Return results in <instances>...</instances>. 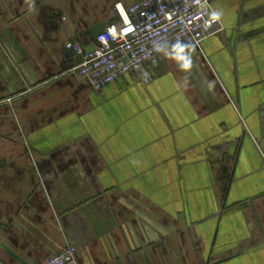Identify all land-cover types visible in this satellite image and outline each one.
<instances>
[{
    "label": "crops",
    "instance_id": "obj_1",
    "mask_svg": "<svg viewBox=\"0 0 264 264\" xmlns=\"http://www.w3.org/2000/svg\"><path fill=\"white\" fill-rule=\"evenodd\" d=\"M133 0H0V264H264V0L95 90L66 48Z\"/></svg>",
    "mask_w": 264,
    "mask_h": 264
},
{
    "label": "built area",
    "instance_id": "obj_2",
    "mask_svg": "<svg viewBox=\"0 0 264 264\" xmlns=\"http://www.w3.org/2000/svg\"><path fill=\"white\" fill-rule=\"evenodd\" d=\"M114 12L117 20L105 26L91 49L80 42L66 43L81 58L73 74L95 90L124 74L138 73L149 80L147 67L156 66L172 43L200 47L224 30L212 0H133L127 6L116 3ZM38 264H80L78 248L68 244Z\"/></svg>",
    "mask_w": 264,
    "mask_h": 264
},
{
    "label": "water",
    "instance_id": "obj_3",
    "mask_svg": "<svg viewBox=\"0 0 264 264\" xmlns=\"http://www.w3.org/2000/svg\"><path fill=\"white\" fill-rule=\"evenodd\" d=\"M105 29V24L102 22L96 23L90 29H88L87 34L95 41L96 37L99 36Z\"/></svg>",
    "mask_w": 264,
    "mask_h": 264
}]
</instances>
